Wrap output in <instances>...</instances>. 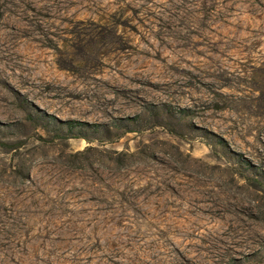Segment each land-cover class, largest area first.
<instances>
[{"label": "rangeland", "instance_id": "obj_1", "mask_svg": "<svg viewBox=\"0 0 264 264\" xmlns=\"http://www.w3.org/2000/svg\"><path fill=\"white\" fill-rule=\"evenodd\" d=\"M0 264H264V0H0Z\"/></svg>", "mask_w": 264, "mask_h": 264}, {"label": "trees", "instance_id": "obj_2", "mask_svg": "<svg viewBox=\"0 0 264 264\" xmlns=\"http://www.w3.org/2000/svg\"><path fill=\"white\" fill-rule=\"evenodd\" d=\"M70 124H73V122H70Z\"/></svg>", "mask_w": 264, "mask_h": 264}]
</instances>
